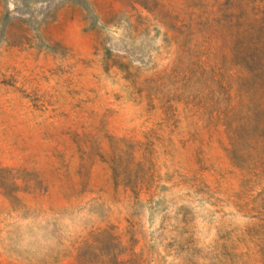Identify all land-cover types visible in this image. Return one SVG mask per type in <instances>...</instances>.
Masks as SVG:
<instances>
[{
  "label": "rangeland",
  "instance_id": "obj_1",
  "mask_svg": "<svg viewBox=\"0 0 264 264\" xmlns=\"http://www.w3.org/2000/svg\"><path fill=\"white\" fill-rule=\"evenodd\" d=\"M0 264H264V0H0Z\"/></svg>",
  "mask_w": 264,
  "mask_h": 264
}]
</instances>
